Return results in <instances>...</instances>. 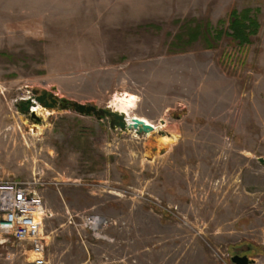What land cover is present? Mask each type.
I'll list each match as a JSON object with an SVG mask.
<instances>
[{"label": "rangeland", "instance_id": "374dc122", "mask_svg": "<svg viewBox=\"0 0 264 264\" xmlns=\"http://www.w3.org/2000/svg\"><path fill=\"white\" fill-rule=\"evenodd\" d=\"M244 9L259 27L239 43L228 24ZM41 90L99 108L131 93L157 128L21 112ZM259 157L264 0H0V166L41 196L49 264H233L264 234Z\"/></svg>", "mask_w": 264, "mask_h": 264}, {"label": "built area", "instance_id": "2783aa9c", "mask_svg": "<svg viewBox=\"0 0 264 264\" xmlns=\"http://www.w3.org/2000/svg\"><path fill=\"white\" fill-rule=\"evenodd\" d=\"M39 212L43 213L41 217ZM45 217V204L33 181L7 180L0 166V264H49L43 234ZM86 224L93 233L100 234L107 220L88 216ZM13 246L20 254L28 251L37 256L14 261L10 255Z\"/></svg>", "mask_w": 264, "mask_h": 264}, {"label": "water", "instance_id": "95a60500", "mask_svg": "<svg viewBox=\"0 0 264 264\" xmlns=\"http://www.w3.org/2000/svg\"><path fill=\"white\" fill-rule=\"evenodd\" d=\"M41 105L47 109H64L68 108L70 111L78 115H93L98 119L107 118L111 128H119L121 130H133L137 134L148 133L154 130V126L144 122L143 120L132 117L129 118L125 114L111 109L110 107L99 108L93 104H84L77 101H67L59 99V97L52 91L41 90L39 93L33 92L32 95L21 100L18 104L19 109L23 113H29L32 118H37L35 112L31 111L32 107ZM258 161L264 165V158L259 157ZM233 264H252L253 261L246 255L235 254L230 258Z\"/></svg>", "mask_w": 264, "mask_h": 264}, {"label": "trees", "instance_id": "16d2710c", "mask_svg": "<svg viewBox=\"0 0 264 264\" xmlns=\"http://www.w3.org/2000/svg\"><path fill=\"white\" fill-rule=\"evenodd\" d=\"M229 19L228 28L231 36L239 43L249 42L250 36L254 35L259 27L256 18L251 16L250 9H244L240 13L232 10Z\"/></svg>", "mask_w": 264, "mask_h": 264}, {"label": "bare ground", "instance_id": "6f19581e", "mask_svg": "<svg viewBox=\"0 0 264 264\" xmlns=\"http://www.w3.org/2000/svg\"><path fill=\"white\" fill-rule=\"evenodd\" d=\"M136 96L134 94L131 93H122L119 96H115L113 98V100L111 101V107L114 108L113 110H116L118 112H121L123 114H125L126 116H128L129 118L132 117H137L141 120H143L144 122L151 124L154 126V130L151 132L146 133V135H150L151 133H153L156 130V126L150 122H148L147 120L140 118L136 115H131V112L133 111V109L135 108V104H136ZM31 111L39 114L42 110V108L40 107V105H37L35 107L31 108ZM178 136L173 134L171 136H161V140L163 143L165 144H170V143H174L175 141H177ZM160 142V141H159ZM42 212H39V217L42 216ZM97 223V222H96ZM28 252V251H27ZM37 255L33 252L29 253V260L35 258Z\"/></svg>", "mask_w": 264, "mask_h": 264}, {"label": "crops", "instance_id": "0c3cea01", "mask_svg": "<svg viewBox=\"0 0 264 264\" xmlns=\"http://www.w3.org/2000/svg\"><path fill=\"white\" fill-rule=\"evenodd\" d=\"M235 249L236 251H234V255H246L253 261L252 264H264V234L256 239H247L244 241V244L236 247Z\"/></svg>", "mask_w": 264, "mask_h": 264}]
</instances>
